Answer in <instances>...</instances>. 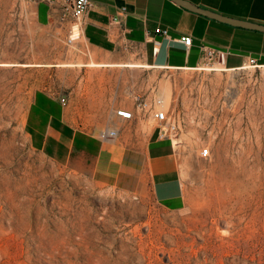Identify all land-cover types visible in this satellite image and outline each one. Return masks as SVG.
Returning <instances> with one entry per match:
<instances>
[{
	"label": "rangeland",
	"instance_id": "1",
	"mask_svg": "<svg viewBox=\"0 0 264 264\" xmlns=\"http://www.w3.org/2000/svg\"><path fill=\"white\" fill-rule=\"evenodd\" d=\"M58 57L31 0H0V264H264V66L113 68L123 88L146 93L153 78L155 106L174 123L161 134L148 117L123 142L125 160L141 158L146 129L173 142L185 203L171 209L146 176L136 188L124 176L99 179L80 153L58 160L29 143V96L54 78L41 63ZM74 102L97 129L108 122L105 101Z\"/></svg>",
	"mask_w": 264,
	"mask_h": 264
},
{
	"label": "crops",
	"instance_id": "2",
	"mask_svg": "<svg viewBox=\"0 0 264 264\" xmlns=\"http://www.w3.org/2000/svg\"><path fill=\"white\" fill-rule=\"evenodd\" d=\"M91 1V7L81 17L78 39L66 42L69 18H61L64 0H31L35 24L51 31L59 57L41 63L52 67L54 78L29 96L24 120L28 141L58 160H67L72 152L80 153L90 159L99 179L112 177L116 182L124 176L136 188L146 176L153 196L161 205L171 209L182 207L185 203L182 177L173 142L167 136H154V127L143 130L145 147L141 158L134 153L131 159L125 160L124 147H130L123 142L140 133L141 122L148 118L134 106L133 95L151 99L153 78L143 93L134 84H125L123 88L116 77L118 71L113 68L234 70L248 67L249 57L258 66H264V31L220 21L174 0ZM186 1L227 17L264 24V0ZM112 17H116V21H112ZM156 26L165 28L166 35L155 33ZM183 34L191 36L187 46L177 40ZM202 45L219 55L207 62ZM211 63L214 64L208 65ZM102 75L105 79L99 77ZM59 95H64V104L58 101ZM125 97L131 102L120 104ZM74 100L83 104L86 100L105 101L108 122L104 126L117 129L119 145L114 143L117 136L112 141L98 139V129L86 111L78 110L79 105ZM119 107L131 111L127 119L136 128L131 134L118 125L119 119H126L115 114ZM90 138L97 145L94 151L82 144ZM261 150L264 163V122Z\"/></svg>",
	"mask_w": 264,
	"mask_h": 264
},
{
	"label": "built area",
	"instance_id": "3",
	"mask_svg": "<svg viewBox=\"0 0 264 264\" xmlns=\"http://www.w3.org/2000/svg\"><path fill=\"white\" fill-rule=\"evenodd\" d=\"M49 1V0H45ZM92 5L91 0H64V3L61 5L62 14L61 18L68 17L69 23L66 33V41L71 42L79 36V25L80 20L83 13ZM112 21H116V17H112ZM155 33H161L166 35V29L160 26H156L153 28ZM177 40L181 41L184 45H189L191 41V36L188 34L180 35ZM203 56L205 60L208 62L212 60L214 56H218L219 52H215L212 48L208 46H203ZM248 66H258V64L254 63V59L252 57L248 58ZM65 97L64 95L58 96V101L60 103H64ZM133 103L134 106L137 107L144 115L147 117L162 123L159 128V132L164 134L166 129L171 130L174 128L173 122H168L165 117V112L156 107V104L160 103V98L153 97L152 99H146L141 97L139 94L133 95ZM115 114L121 118H129L131 117V111L125 107H119L115 109ZM117 136V129L115 127L103 126L97 130V137L102 141H112ZM208 152L207 147H203L201 153L204 155Z\"/></svg>",
	"mask_w": 264,
	"mask_h": 264
},
{
	"label": "water",
	"instance_id": "4",
	"mask_svg": "<svg viewBox=\"0 0 264 264\" xmlns=\"http://www.w3.org/2000/svg\"><path fill=\"white\" fill-rule=\"evenodd\" d=\"M174 1L179 3L180 5H182L183 7H186L188 9L193 10V11H197V12L202 13V14H205L209 17L216 18L220 21H224V22H227L230 24L239 25V26L248 27V28H254V29L264 31V24H262V23L249 21V20H245V19H240V18L227 17V16L221 15L215 11H212V10L202 8V7L193 5L191 3H188L186 0H174Z\"/></svg>",
	"mask_w": 264,
	"mask_h": 264
},
{
	"label": "trees",
	"instance_id": "5",
	"mask_svg": "<svg viewBox=\"0 0 264 264\" xmlns=\"http://www.w3.org/2000/svg\"><path fill=\"white\" fill-rule=\"evenodd\" d=\"M86 143V144H85ZM82 144L90 151H94L96 149V142L93 139H86Z\"/></svg>",
	"mask_w": 264,
	"mask_h": 264
},
{
	"label": "bare ground",
	"instance_id": "6",
	"mask_svg": "<svg viewBox=\"0 0 264 264\" xmlns=\"http://www.w3.org/2000/svg\"><path fill=\"white\" fill-rule=\"evenodd\" d=\"M219 65H220V63H219ZM221 68V67H220ZM203 149V148H202ZM202 149L200 150V151H202ZM201 155H203L202 153H201ZM201 231V230H200Z\"/></svg>",
	"mask_w": 264,
	"mask_h": 264
}]
</instances>
